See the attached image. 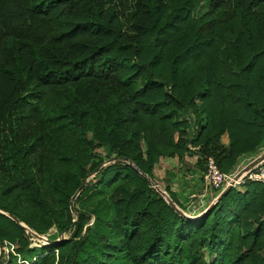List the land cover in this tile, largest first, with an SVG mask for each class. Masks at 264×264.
<instances>
[{
    "label": "trees",
    "instance_id": "trees-1",
    "mask_svg": "<svg viewBox=\"0 0 264 264\" xmlns=\"http://www.w3.org/2000/svg\"><path fill=\"white\" fill-rule=\"evenodd\" d=\"M0 127V209L65 236L0 211V264H264L263 183L199 218L152 186L264 148V0H0Z\"/></svg>",
    "mask_w": 264,
    "mask_h": 264
},
{
    "label": "rangeland",
    "instance_id": "rangeland-1",
    "mask_svg": "<svg viewBox=\"0 0 264 264\" xmlns=\"http://www.w3.org/2000/svg\"><path fill=\"white\" fill-rule=\"evenodd\" d=\"M182 118L189 122L188 130L189 133L192 134L196 126L195 116L193 115L192 111L186 110L181 113V119ZM2 130L3 127H0V131ZM228 140V134L223 135V143L228 144ZM262 153H264V148L259 150L252 156H244L239 161L237 168L242 169ZM197 161V154H187L183 157V159H179L177 156H162L159 158V161L155 165L153 171L154 175L152 186L158 189V191L162 190L163 192H165L172 203L175 202L170 197L166 189L168 188L169 191L176 194V197L179 200L181 206H178L176 203L175 204L183 213H185L190 218H199L203 214V210L209 207L213 200L218 196L219 192V190H213L211 188L205 192L202 178L204 171L202 170V167L198 165ZM90 178L91 176L89 177V179ZM241 185L237 186L236 188H239ZM92 186L94 185L92 184ZM204 193L205 196L201 197V195ZM46 236H49L52 239L65 238L63 234L59 235L57 233V229L54 226H52L48 230ZM31 240V247L38 246L40 245V243H43L42 241L35 240L33 237L31 238ZM14 247V245H10V248L5 247L4 251L13 250ZM1 253L2 248L0 247V254ZM205 253H207L206 250Z\"/></svg>",
    "mask_w": 264,
    "mask_h": 264
},
{
    "label": "built area",
    "instance_id": "built-area-1",
    "mask_svg": "<svg viewBox=\"0 0 264 264\" xmlns=\"http://www.w3.org/2000/svg\"><path fill=\"white\" fill-rule=\"evenodd\" d=\"M246 166L242 169L237 168L233 172L225 173L220 170L213 157H207L205 160L206 170L203 173L205 192L211 188L213 190H219V194L227 186H230L231 188L237 187L243 184L246 180H252L264 184V161L248 169H245ZM204 196L205 193L201 195V197ZM205 210H203V212Z\"/></svg>",
    "mask_w": 264,
    "mask_h": 264
},
{
    "label": "water",
    "instance_id": "water-1",
    "mask_svg": "<svg viewBox=\"0 0 264 264\" xmlns=\"http://www.w3.org/2000/svg\"><path fill=\"white\" fill-rule=\"evenodd\" d=\"M264 161V153L260 154L258 157H256L251 163H249L245 169H248V168H251L253 166H255L256 164L260 163ZM84 185V184H83ZM231 189L230 186H227L224 190H222L218 196L213 200V202L209 205V207L203 212H207L208 210H210L226 193L229 192V190ZM163 197L166 199L167 202H169V204L171 206H173L179 213H181L182 215L184 216H187L185 213H183L175 203H172L171 200L168 198V196L166 195L165 192H163L162 190L159 191ZM2 212L8 214V216H10L11 219L15 220L16 222L20 223L22 226H24L25 228H27L32 234H33V238L37 241H42L43 243L45 244H48V245H51V246H54L56 245L58 242L62 241L64 238L62 239H54V240H51L49 239L48 236L46 235H42V234H39L37 232H35L34 230L28 228L27 226H25L24 224H22L14 215L12 214H9L7 213L6 211L4 210H1ZM203 215V214H202ZM201 215V216H202ZM188 217V216H187ZM190 218V217H189Z\"/></svg>",
    "mask_w": 264,
    "mask_h": 264
}]
</instances>
